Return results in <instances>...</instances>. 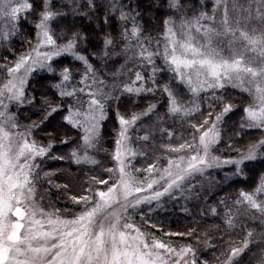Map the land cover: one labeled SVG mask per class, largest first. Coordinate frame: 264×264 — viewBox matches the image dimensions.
I'll return each instance as SVG.
<instances>
[{
	"label": "snow or ice",
	"instance_id": "6c2138e0",
	"mask_svg": "<svg viewBox=\"0 0 264 264\" xmlns=\"http://www.w3.org/2000/svg\"><path fill=\"white\" fill-rule=\"evenodd\" d=\"M0 264H264V0H0Z\"/></svg>",
	"mask_w": 264,
	"mask_h": 264
},
{
	"label": "trees",
	"instance_id": "16d2710c",
	"mask_svg": "<svg viewBox=\"0 0 264 264\" xmlns=\"http://www.w3.org/2000/svg\"><path fill=\"white\" fill-rule=\"evenodd\" d=\"M213 3V0H207L208 8H211V5ZM25 30L26 31H31V26L30 25H25ZM19 47V45H17ZM233 92V95L240 96L242 95L238 90H231ZM246 95V94H243ZM34 118V117H33ZM240 119V112L237 110L236 114L232 117L233 121H237ZM107 124V131L112 130V125ZM255 131V130H253ZM257 137L259 133H256ZM107 141H111V137H106ZM59 149L61 152L67 151L66 148H64L62 145H58ZM105 147H108V144H105ZM101 156L105 155L104 153L100 154ZM142 161V160H140ZM47 166H45L48 170L49 169H54V168H62L65 166V162H59V161H46ZM227 173V170H224L223 172H216L213 174L215 179L220 180L223 178V176ZM56 175H59L57 173ZM56 177L54 176L53 179ZM224 187H227V182H225ZM237 187H242V186H233L232 188L228 189L229 194H234L236 191ZM213 193L217 195H223L222 192H220L218 189H213ZM212 193H210V196ZM55 195H53L54 197ZM56 198V197H55ZM185 208L187 211H185ZM202 213H203V204L200 200L196 199V203H190L184 207H181L180 205L173 204L170 207L167 206V210L164 211V214H161L160 219L164 221V226L165 228L171 230V231H184L188 228H202L205 226H210L211 221H209L208 225L205 224V221L208 219L207 217L202 218ZM175 239V241H178L179 243H184V242H192L189 237H170ZM255 247V246H253ZM202 251H205L208 255V258H211L212 255V250L208 249H202Z\"/></svg>",
	"mask_w": 264,
	"mask_h": 264
},
{
	"label": "rangeland",
	"instance_id": "374dc122",
	"mask_svg": "<svg viewBox=\"0 0 264 264\" xmlns=\"http://www.w3.org/2000/svg\"><path fill=\"white\" fill-rule=\"evenodd\" d=\"M236 90V89H235ZM239 91V90H238ZM234 154V153H233ZM141 159L140 158H138L137 159V164H138V166H139V164L140 163H142V161H140ZM47 161V160H46ZM46 161L44 162V164L42 165V167L45 169V170H48L45 166H47V164H46ZM48 161H51V160H48ZM53 161H56V160H53ZM59 162H61V161H59ZM224 170H227L226 168L225 169H218V170H215V171H213V174H215L216 172H223ZM214 177V176H213ZM224 177V176H223ZM52 200H53V203H54V206L55 207H57V208H61V209H63L66 205H65V201H64V199L63 198H60L59 200H57L56 198H55V196L54 197H52ZM196 203V199H189V200H185V199H183V198H177V199H175V200H170L169 202H168V207H170L171 205H173V204H177V205H180L181 207H184V206H186V205H188V204H190V203ZM44 204L45 205H47L48 204V201L47 200H45L44 201ZM162 214H164V212L162 213ZM164 239H171L172 241H174V242H176V243H179L178 241H175V239H173V238H169V237H164Z\"/></svg>",
	"mask_w": 264,
	"mask_h": 264
}]
</instances>
